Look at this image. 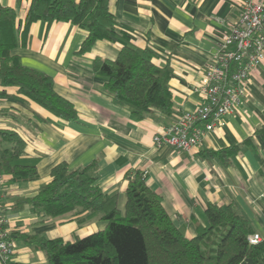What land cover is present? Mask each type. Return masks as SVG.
<instances>
[{
    "label": "crops",
    "instance_id": "crops-1",
    "mask_svg": "<svg viewBox=\"0 0 264 264\" xmlns=\"http://www.w3.org/2000/svg\"><path fill=\"white\" fill-rule=\"evenodd\" d=\"M32 1L0 0V4L14 8L16 26L23 30ZM241 4L242 0H110L111 12L132 42L148 46L156 63H169L173 69L172 112L153 108L142 117L131 105L114 100L104 87L107 78L93 67L96 57L115 59L121 42L98 39L89 51L79 53L88 35L86 27L62 20L31 23L26 43L12 52L26 66L51 75L56 91L74 104L79 117L64 119L20 93L18 86L0 83V128L21 136L26 146L18 163L36 165L39 172L36 179L22 183L9 181L1 173L15 260L50 264L24 234L73 240L107 225L100 218L80 224L71 213L45 219L30 205L18 208L20 198L33 197L51 181L52 168L61 162L76 169L97 160L98 183L106 193L118 195L120 210L127 200V175L146 171L147 186L161 195L164 208L187 237L207 225L206 206L215 203L236 205L254 232L264 238V131H260L264 128V62L253 69L235 111L207 132L197 147L186 151L158 146L154 140L179 114L204 102V94L194 88L205 68L217 59ZM230 145L241 146L230 164L204 153Z\"/></svg>",
    "mask_w": 264,
    "mask_h": 264
},
{
    "label": "trees",
    "instance_id": "trees-1",
    "mask_svg": "<svg viewBox=\"0 0 264 264\" xmlns=\"http://www.w3.org/2000/svg\"><path fill=\"white\" fill-rule=\"evenodd\" d=\"M40 19L86 27L88 35L79 53L89 51L98 39L121 42L115 59H94L95 71L107 78L105 89L117 103L131 105L138 117L153 108L172 112V66L156 63L151 48L132 42L111 12L110 0H33L23 30L16 26L14 8L0 4L2 85L18 86L20 93L64 119H78L74 104L56 91L53 77L26 66L12 52L26 43L31 23ZM3 142L11 146L4 147ZM25 146L15 130L0 128V173L9 181L22 183L39 176L36 165L18 163ZM240 147L230 145L204 153L230 164ZM146 173L136 170L127 175V200L120 210L118 195L106 193L98 183L97 160L76 169L66 162L55 165L51 181L33 197L20 198L18 208L30 205L45 219L71 213L80 224L100 218L107 225L73 240L37 234L23 237L41 249L50 264H264V238L250 243L254 228L236 205L208 203L207 225L199 226L194 237H187L164 208L161 195L147 186Z\"/></svg>",
    "mask_w": 264,
    "mask_h": 264
},
{
    "label": "built area",
    "instance_id": "built-area-1",
    "mask_svg": "<svg viewBox=\"0 0 264 264\" xmlns=\"http://www.w3.org/2000/svg\"><path fill=\"white\" fill-rule=\"evenodd\" d=\"M264 62V0H242L231 31L219 46L217 59L203 72L194 90L205 100L195 110H187L154 137L158 146L170 145L190 151L203 136L224 123L246 94L248 79L254 68ZM6 181L0 173V263L21 264L15 260L16 244L4 213ZM250 243L262 240L259 233L248 237Z\"/></svg>",
    "mask_w": 264,
    "mask_h": 264
},
{
    "label": "rangeland",
    "instance_id": "rangeland-1",
    "mask_svg": "<svg viewBox=\"0 0 264 264\" xmlns=\"http://www.w3.org/2000/svg\"><path fill=\"white\" fill-rule=\"evenodd\" d=\"M48 264V263H47Z\"/></svg>",
    "mask_w": 264,
    "mask_h": 264
}]
</instances>
